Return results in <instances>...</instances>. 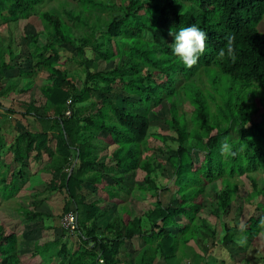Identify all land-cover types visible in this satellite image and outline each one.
<instances>
[{
    "label": "trees",
    "instance_id": "16d2710c",
    "mask_svg": "<svg viewBox=\"0 0 264 264\" xmlns=\"http://www.w3.org/2000/svg\"><path fill=\"white\" fill-rule=\"evenodd\" d=\"M42 1L0 0V29L10 23L16 33L32 15L40 22L29 37V58L21 60L34 62L27 71L17 61L19 52L0 36V135L10 124L9 114L31 116L40 126L15 135L7 146L9 163L0 158V200L11 199L26 181L30 163L45 155L38 170L50 175L48 191L65 196L60 216L70 209L77 216L75 240L61 228L51 238L49 231L57 229L39 221L51 219L36 208L41 201L34 199L31 209L15 201L24 223L40 222L48 232L30 245L37 264H156L159 259L223 264L216 246L230 264H252L246 249L264 236V179L254 175L264 172V33L257 29L264 0H77L78 12L63 11L72 26L67 32L57 13L36 14ZM94 9L109 12L108 17ZM193 24L207 38L203 55L187 68L171 53L169 31ZM229 37L233 55L220 56ZM63 45L74 54L61 56ZM77 56L80 82L66 67ZM99 61L110 65L97 69ZM40 66L46 74L38 88L42 102L19 100L33 88L31 74ZM12 69L17 73L7 76ZM184 100L191 107L188 119ZM162 105L169 114L162 122L172 136L148 132ZM157 139L164 149L151 143ZM225 141L231 151L222 154ZM3 143L0 136V153ZM167 166L170 181L158 184ZM241 176L252 189L244 199L259 198L255 209L261 213L242 222L232 180ZM130 180L147 195L142 215L118 204L120 192H130L124 184ZM233 204L237 213L231 220ZM241 237L243 245L237 243ZM22 253L15 232L0 222V264H23ZM254 264H264V250Z\"/></svg>",
    "mask_w": 264,
    "mask_h": 264
},
{
    "label": "rangeland",
    "instance_id": "374dc122",
    "mask_svg": "<svg viewBox=\"0 0 264 264\" xmlns=\"http://www.w3.org/2000/svg\"><path fill=\"white\" fill-rule=\"evenodd\" d=\"M67 8L72 9L74 12H78V10H80L81 8V4L77 0H43L42 2L36 5L35 10L37 9L36 14L39 11L41 12L50 11V12L57 13L58 15H60V18L62 19L63 28L67 32L68 26H71L69 24L70 23L69 19L63 15L64 9H67ZM92 12L95 14H98L103 19H106L109 13L104 10L97 11L95 9L92 10ZM91 21H94V20L92 19ZM71 22L73 23V21ZM28 24L29 25L27 26L26 24H24V22H20V25H17L18 31L16 33H14L15 31H13V29H15L14 25L10 23L8 25L2 26L0 29V36L1 38H5V42H6L5 44L12 45L15 51L19 52L20 55L17 58V61L19 62L21 60H25V58L26 59L29 58V52L31 50L29 37L35 34V29L40 28V22L37 16L35 15L31 16L30 22ZM167 25L168 24L164 22V26L166 28H168ZM257 29L260 32L264 33V18H262L257 24ZM74 31L76 32L75 33L76 35L82 33L81 29H74ZM12 39H13V43L11 42ZM43 41L44 39H41L38 43L41 44L43 43ZM14 44L16 45V47ZM63 47H64L63 51L60 52L61 56L65 57V55L67 54H74L75 51L73 47L65 46V45H63ZM87 50L88 49L85 50V53ZM87 55H88V51H87ZM5 59L6 61L10 60L8 55H5ZM76 60L77 61H74L71 59V61L70 60L67 61L66 67L69 69L70 75L72 74V76H69V77L76 79L77 81L80 82L83 77H82V67L80 64H78V62H80L82 58L77 56ZM22 62L23 61L20 62L21 63L20 66L22 67V70L24 71L29 70L31 68L30 65L34 64L33 61L23 62V63ZM107 65H110V64L109 63L106 64L102 61H99L98 63H96L95 68L103 69V68H107L108 67ZM32 72L33 73L31 74L32 75L31 78L33 80V88L25 94L18 95L17 98H19V100H28L29 102H34L35 104L39 105L42 101L40 100L41 98L39 95L38 88L42 84H44L46 74L43 72L41 66L35 67ZM16 73H17L16 69L15 70L12 69L11 71H8L7 76H11V75L13 76ZM184 101L181 105V108H182V111L185 113L186 118L188 119V117L191 114V107L187 101L186 102ZM12 105L16 106V102L12 103ZM158 113H159L158 116L161 119L160 118L153 119L150 123L148 132H150L151 134H155V135H171L172 136V132L169 131L166 128L165 124L162 122V119L169 118V114L164 105H162L161 110ZM10 117H12V115ZM31 119H32L31 117L26 118V122L27 123L30 122V124H32ZM12 122H14V124L17 127L18 125L22 124L20 119L16 120L12 118L10 123ZM20 130H24V129L20 128ZM16 133H17L16 131L15 132L13 131L10 134L12 137H14ZM151 143L153 145L160 146L162 149H164V146L159 141V139L153 140ZM166 143L171 144V141L168 140ZM3 147L5 146H2V148ZM9 152L10 151L8 149L2 150V154L0 155L1 156L0 158H2V162L4 164L9 163L11 160L10 158L11 156ZM36 163L34 161L30 163V168H29L30 169L29 171V181L30 182L28 181V183L26 184V186H28L26 187V191L27 192L29 191V194L31 195L37 194L38 198L40 199L42 198L44 200L42 207L38 209L47 211L48 213H50L51 219L49 220L46 219L42 221L39 220V221L43 222L42 224H45V225H47L48 223L54 222L53 227L57 230H55L54 232L52 230L49 231L50 237L53 238L58 234L59 232L58 229H60L58 221L60 218V214L62 213L65 196L63 193H60L58 191H48V190L46 191L45 188L50 180V175L47 174V176H41V177L38 176L36 172L39 170L36 166ZM254 175L257 179H264V172L262 171L256 172L254 173ZM136 178L140 179V176ZM170 178H171V169L170 167L167 166L166 170L163 173V176L159 177V179L157 180V183L163 184V185L168 184L170 181ZM232 180H234L235 183L237 184L238 196H237V199L234 201V204L236 202L237 206H240V216H241L240 222L246 219L248 214H253L255 216H258L259 214H261L260 211L255 209V203L259 200V198L254 199V201H249V200L244 199V197L247 194H249V192L252 190L248 179L246 177L241 176V177H235ZM124 184L128 186L130 192H127L126 190H122L120 192L121 199L119 200L118 204L126 205L129 208L131 215H142L147 207V204H149L147 197H146L147 195L136 191L131 180L125 181ZM22 194L23 193H20V195L18 194V196H16L14 199L4 201L1 203V206L3 208L0 207V222L4 226L8 227L9 229L15 232L16 237H17L18 248H21L22 252L23 251L25 252L19 255V258L23 262V264H37L38 259L35 260L30 255L31 253L30 245L33 241L37 239H42L43 234L44 233L46 234L48 232L46 230L41 229L42 224H40V222L37 224L31 223V222L24 223L21 220L22 217L17 215L18 213L16 212V209L13 207L17 206L15 201L18 200V198H20L19 196H21ZM26 195L28 194L25 193V195L23 196H26ZM91 198L92 197L90 195V197L87 200L90 201ZM234 204L231 205L230 207L231 210L228 215V218L231 220L236 216V213H237V209L234 207ZM31 208L32 206L30 205L29 209ZM216 231H217V238L220 239L222 237L223 230L219 222H217ZM69 237L71 240H75L77 238L75 234H72V233L69 236L67 235V238ZM70 239H67V240L70 241ZM257 241H258L257 242L258 245L256 243H253L249 245L246 249V257L252 264L256 262H261V255H262V251L264 250V236H262V234H259ZM135 244H138V243L135 242ZM214 251H215V255L218 256L219 259H222V258L224 259L223 264H230L231 259H228V257H226L224 253L220 251V246H216L214 248ZM157 262L158 263L156 264H163L162 263L163 261L160 259ZM183 264H187V262L184 261Z\"/></svg>",
    "mask_w": 264,
    "mask_h": 264
},
{
    "label": "clouds",
    "instance_id": "9594fccd",
    "mask_svg": "<svg viewBox=\"0 0 264 264\" xmlns=\"http://www.w3.org/2000/svg\"><path fill=\"white\" fill-rule=\"evenodd\" d=\"M169 35L173 38L170 45L172 55L176 58L178 63L184 67L190 68L197 63L201 55L205 51V42L207 33L197 25H189L181 27L175 31L170 30ZM227 54L229 57L233 55V47L231 37L228 38L226 48H222L219 52L220 56ZM231 151L229 144L221 142L220 152L229 153ZM242 232L243 229L241 228ZM237 243L243 245L245 239L243 237L237 240Z\"/></svg>",
    "mask_w": 264,
    "mask_h": 264
},
{
    "label": "crops",
    "instance_id": "0c3cea01",
    "mask_svg": "<svg viewBox=\"0 0 264 264\" xmlns=\"http://www.w3.org/2000/svg\"><path fill=\"white\" fill-rule=\"evenodd\" d=\"M0 114H4V112H3V110L2 109H0ZM12 115V117H10V122H11V120H12V118L13 119H16V120H18V119H20L21 120V122H22V124L25 126H23L22 124H20V125H18V127L14 124V122H12V123H10V124H8V127H7V129H3V131H1V138H2V140L4 141V145L3 146H5V147H3L2 149H1V153H0V155L2 154V150H4V149H7V146L9 145V143L12 141V139L15 137H12L11 136V132H17V133H19V131H23V130H20V128H22V129H28V130H30V131H32V132H36V131H40V126H39V124H38V122L37 121H35V119L33 118V117H31V116H27V117H25V118H22V117H20V116H18V115H13V114H9V116H11ZM13 116H15V117H17V118H15V117H13ZM29 117H31L32 119V124H30V122H26V118H29ZM34 124V125H33ZM16 133V134H17ZM9 154H10V156H12V153H11V151L9 152ZM1 157V156H0ZM11 158V157H10ZM42 158H43V161H42V159H41V162L40 163H36V166H37V168L39 169V167L41 168L44 164H45V162L47 161L46 160V156L45 155H42ZM1 160H2V158H1ZM11 161V160H10ZM29 168H30V166H29ZM29 171H30V169H29ZM36 174L38 175V176H47V173H42L40 170L39 171H37L36 172ZM108 174V173H107ZM106 174V175H107ZM7 178H10V172L7 174ZM28 181H29V173H28V175H27V178H26V181L21 185V188L11 197V199H9V200H12V199H14L16 196H18V194L20 195V193H23L21 196H19L20 198H18V200H23L24 201V203H23V205L24 206H26L27 208H29L30 207V205L32 206V202H33V200L34 199H37V200H40L41 201V205L39 206V207H36V208H41L42 207V205H43V203H44V200L41 198H38V196H37V194H29V191L27 192L26 191V187H28V186H26V184L28 183ZM30 182V181H29ZM46 189V188H45ZM46 191H47V189H46ZM25 193H27L28 195H26V196H23V195H25ZM0 196H1V191H0ZM33 196V197H32ZM8 201V200H7ZM2 202H4L3 200H0V207H2L1 206V203ZM29 202V203H28ZM15 207V206H14ZM13 207V208H14ZM3 208V207H2ZM40 210V209H39ZM43 211V210H42ZM52 225H54V222L52 223ZM58 225V224H57ZM68 234V233H67ZM135 244V243H134ZM135 245H138V244H135ZM134 255V254H133ZM184 261H186L187 263H188V260L187 259H184L183 261H182V263L184 262ZM158 263V262H157ZM163 263V262H162Z\"/></svg>",
    "mask_w": 264,
    "mask_h": 264
},
{
    "label": "built area",
    "instance_id": "2783aa9c",
    "mask_svg": "<svg viewBox=\"0 0 264 264\" xmlns=\"http://www.w3.org/2000/svg\"><path fill=\"white\" fill-rule=\"evenodd\" d=\"M68 114H69V111H66L65 115H68ZM58 224L61 229L66 231V233L73 234L77 230V226H78L75 210L70 209L66 213H64L62 216H60Z\"/></svg>",
    "mask_w": 264,
    "mask_h": 264
}]
</instances>
